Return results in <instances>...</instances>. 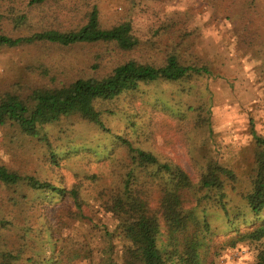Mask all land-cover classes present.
<instances>
[{"label": "rangeland", "instance_id": "obj_1", "mask_svg": "<svg viewBox=\"0 0 264 264\" xmlns=\"http://www.w3.org/2000/svg\"><path fill=\"white\" fill-rule=\"evenodd\" d=\"M56 6L63 14L64 8L78 10L77 15L50 28L76 30L95 7L101 28L129 22L137 46L131 51L103 43L2 48L0 96L10 93L26 98L37 88L102 77L128 60L159 66L170 54L181 63L205 65L211 73L208 77L142 85L138 95L116 102V116H107L103 122L111 133L131 138L144 150L180 166L193 183L209 160L230 168L236 181L228 199L241 204L258 150L252 132L264 137V0H57ZM201 107L209 108L211 137L198 121ZM125 112L133 116L138 135L127 129ZM61 130L67 132L59 135ZM46 134L56 151L75 146L79 152L52 168L45 146L1 126L0 165L23 177L79 189L83 217L74 219L67 202L46 209L45 218L53 224L51 234L40 211L48 203L44 194L25 183L0 186L3 250L13 254L19 250V264H99L109 244L104 231L113 233L117 224L97 202L86 198L98 188L92 175L106 172L104 163L90 160L82 151L100 139L99 131L71 119L48 127ZM125 153L117 144L115 154L123 158ZM184 201L190 204L192 199ZM209 220L213 230L208 247L201 250L202 264H255L258 253L264 251L263 241L237 242L231 247L229 242L237 233L224 231L221 211L210 210ZM111 244V256L119 264L120 246L113 240Z\"/></svg>", "mask_w": 264, "mask_h": 264}, {"label": "trees", "instance_id": "obj_2", "mask_svg": "<svg viewBox=\"0 0 264 264\" xmlns=\"http://www.w3.org/2000/svg\"><path fill=\"white\" fill-rule=\"evenodd\" d=\"M56 4L57 0H0V49L37 43L61 47L103 43L121 51H131L137 46L129 22L101 28L95 7L85 14V23L76 30L50 28L49 25L77 15L78 10L65 8L63 14ZM210 74L205 65L181 63L175 55L169 54L159 66L128 60L102 77L78 79L56 88H37L26 98L10 93L0 96V127L10 126L19 135L45 146L52 168L57 169L62 160L79 151L75 146L56 151L46 134L48 127L77 119L99 131L100 139L91 141L82 151L88 153L90 160L104 163L106 172L92 175L98 188L86 198L97 202L99 208L117 222L113 233L104 231L109 244L99 264H118L111 256L112 240L120 246L119 264H202L201 250L208 247L212 236L213 226L209 220L212 209L223 214L224 231L237 233L229 246L245 241L264 242V137L252 132L258 148L255 169L238 205L228 199V192H234L236 181L230 168L209 160L200 167L193 183L180 166L144 150L131 138L111 133L103 122L107 116H116L119 109L116 102L138 95L142 85L157 81L186 83L192 77ZM197 112L198 121L208 128L211 137L209 108L201 107ZM124 117L127 129L134 136L138 135L131 113L125 112ZM66 132L61 130L59 135ZM117 144L125 149L123 158L115 154ZM102 182L105 183L100 186ZM20 183L44 194L48 203L47 206L42 204L40 211L48 223L49 233L53 234V224L45 218L46 209L67 202L74 219L83 217L79 189L67 190L62 185L23 177L0 165V186L9 188ZM185 197H190L192 202L186 203ZM85 207H89L86 199ZM3 225L4 220L0 218V231ZM51 234L48 238L52 241ZM18 251L14 254L4 251L0 237V264H19ZM74 257L80 258L78 254ZM255 264H264V251L258 253Z\"/></svg>", "mask_w": 264, "mask_h": 264}]
</instances>
